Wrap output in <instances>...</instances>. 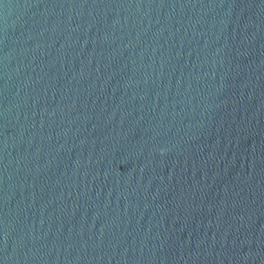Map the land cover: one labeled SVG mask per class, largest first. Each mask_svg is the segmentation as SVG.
Listing matches in <instances>:
<instances>
[{
  "label": "water",
  "instance_id": "1",
  "mask_svg": "<svg viewBox=\"0 0 264 264\" xmlns=\"http://www.w3.org/2000/svg\"><path fill=\"white\" fill-rule=\"evenodd\" d=\"M0 264H264V0H0Z\"/></svg>",
  "mask_w": 264,
  "mask_h": 264
}]
</instances>
